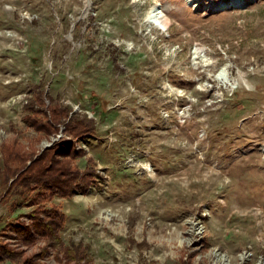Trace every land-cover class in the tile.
<instances>
[{"label": "rangeland", "instance_id": "374dc122", "mask_svg": "<svg viewBox=\"0 0 264 264\" xmlns=\"http://www.w3.org/2000/svg\"><path fill=\"white\" fill-rule=\"evenodd\" d=\"M39 89L97 129L74 159L97 181L46 201L84 264H264V0H0V227L35 208L6 191L2 149L67 135L25 123ZM36 259L67 264L51 246Z\"/></svg>", "mask_w": 264, "mask_h": 264}, {"label": "trees", "instance_id": "16d2710c", "mask_svg": "<svg viewBox=\"0 0 264 264\" xmlns=\"http://www.w3.org/2000/svg\"><path fill=\"white\" fill-rule=\"evenodd\" d=\"M44 95L39 89L34 97L26 99L23 116L25 123L42 131L41 136L56 134L59 125L63 124L67 135L56 143L57 146L38 148L28 153L18 154L14 147L2 149L4 167L1 172L5 173L8 168L7 173L14 176L12 182H17L21 187L19 190L17 185L11 184L6 186V191L24 194L31 189L33 195L26 203L35 204V208L25 214L28 215L27 220L22 217L24 214L19 213L0 227V236L10 232L29 245L39 238L44 242L39 244L38 250L25 255L21 249L12 247L0 237V262L11 259L14 264H44L36 256L45 254L51 246L59 260L63 259L67 264H84L82 259L85 249L80 244L64 246L60 239L64 211L56 204L46 201L53 196H69L76 191L86 192L89 185L97 181L94 164L81 169L74 163L75 158L85 153L83 147L76 146V140L82 139L85 134L96 133L97 129L91 116L80 113L82 110L73 112L70 118H67L68 108L57 102H52L48 110ZM82 112L88 114L86 111ZM14 160L19 163L10 166ZM72 161L74 164H71Z\"/></svg>", "mask_w": 264, "mask_h": 264}, {"label": "bare ground", "instance_id": "6f19581e", "mask_svg": "<svg viewBox=\"0 0 264 264\" xmlns=\"http://www.w3.org/2000/svg\"><path fill=\"white\" fill-rule=\"evenodd\" d=\"M148 15L154 23L161 27H166L169 23V20L160 12L158 7H152Z\"/></svg>", "mask_w": 264, "mask_h": 264}]
</instances>
